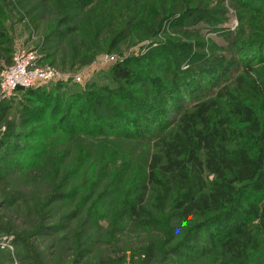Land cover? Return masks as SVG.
<instances>
[{
	"label": "rangeland",
	"instance_id": "obj_1",
	"mask_svg": "<svg viewBox=\"0 0 264 264\" xmlns=\"http://www.w3.org/2000/svg\"><path fill=\"white\" fill-rule=\"evenodd\" d=\"M142 13L145 28L109 47L113 25L129 27ZM0 38V58L35 52L42 66L82 77L9 100L0 89V264H264V0H0ZM128 58L134 79L115 83L111 67ZM74 93L99 96L89 102L90 118L113 104L136 120L117 121L116 130L123 135L137 125V131L99 144L54 129L68 126L62 113H51L53 106L60 102L63 110ZM131 95L155 102L161 119L128 105ZM206 102L222 135L215 145L228 159L240 153L256 159L260 169L251 182L233 184L218 211L187 217L181 210L189 193L212 194L233 177L229 169L224 178L209 172L206 146L190 140L204 123L186 129L182 121ZM92 124L89 119L86 130ZM171 143L181 160L195 151L202 186L193 184L191 162L178 185L168 184L159 169L162 184L147 185L143 216L132 218L140 177L151 156L167 162ZM94 208L96 222L87 214ZM228 238L241 241L245 258L221 249L220 240ZM150 245L151 260L141 253Z\"/></svg>",
	"mask_w": 264,
	"mask_h": 264
},
{
	"label": "trees",
	"instance_id": "obj_2",
	"mask_svg": "<svg viewBox=\"0 0 264 264\" xmlns=\"http://www.w3.org/2000/svg\"><path fill=\"white\" fill-rule=\"evenodd\" d=\"M92 1H97V0H92ZM106 17H107L106 15H103V18H106ZM135 18L136 16H134L132 19L134 20ZM144 18L145 16L143 17V13H142L141 18H139L136 22L134 21L135 23L133 22L132 25L129 27H126V26L123 27L122 24L121 26L113 25L112 30L107 32V34L109 35V41L107 42L109 47L114 46L115 40L123 37L125 33L130 34L132 33L133 29L143 30L147 24L146 23L147 20H145ZM0 41H1V38H0ZM166 48L169 49L168 52L175 51L173 46H171L170 44L166 45ZM157 50L159 49H155L151 51L150 54L153 55V53L156 52ZM160 51H158L157 53H160ZM12 58H13V53L8 52L6 54H2L0 58V70L3 67L11 64ZM73 59H78V55L73 56ZM132 59L133 58H128L126 60L125 59L119 60L118 62L114 63V65L111 67V76H112L111 79L115 83L116 82L117 83H123V82L129 83L134 79V76L136 74L133 70L135 64ZM3 62L7 64L5 65L3 64ZM143 72L146 75L147 71L144 70ZM42 88H43L42 86L37 87V88L19 87L17 89V92L23 91L25 93H28L29 95L36 96L40 93H43L44 90H42ZM102 90L106 91V87H103ZM165 90L166 92L168 91L167 88ZM121 91L123 92V89H121ZM17 92L14 96L17 95ZM83 95L85 94L84 93L72 94L70 97L73 100L69 102V104L65 106L63 110H61L62 106L60 102L53 106L51 113L56 115V117L57 115H59V113H62L65 124L68 126V128L65 129L62 126L58 125V127H53L54 129L64 130L66 132H69L71 135L78 134V135L87 136L89 137L88 139H91V140L95 138V139H98L95 141H97V143L100 144L102 143L101 141L102 139L106 138V139L112 140L115 137H120L122 135L120 134L119 131L116 130L117 128H115L117 127V121L126 123L128 125L135 124L136 120L133 118H130L129 115L131 114H128L124 108L120 109L119 106H116L113 104H107V103H106V107H108L109 105V109L101 110L100 111L101 116L90 118L91 115L88 114V111L90 110L89 102L95 101L96 103V98L99 96H96L93 94L92 97L87 98V97H84ZM131 97L132 99L126 100L128 105L131 104V102L133 101L134 105L140 104V108L144 107V110L149 111V113L151 114V118L154 121L161 119L162 110H160L156 105H154L155 102L146 101L145 99H142L138 95H134V96L131 95ZM211 106H212V102H206L204 104L198 105V109L191 114H186L185 116H183L182 121L186 129H190V128L193 129L194 124H196L199 121L204 123L205 125L204 129L193 130L190 140L192 141V143L196 142L198 145L204 144L206 146L207 153H208L206 167L209 170V172L216 174L221 178H224L225 169H229L233 177L232 179H227L223 187L216 190V192L212 194L201 196V197H196L194 192L189 193V197L187 199V205L185 207L182 206V210H181L182 214L186 215L187 217L190 216L189 213L191 211H196V210L199 212L200 211L202 212L218 211L221 207L222 199L226 195L232 194L231 190H233V184H235L236 182H240V183L251 182L257 177L258 171L260 169L259 167L260 163L257 162L256 159H248L244 157L241 153L233 159H228L226 156L227 154L226 150L223 148V146L215 145V142L217 141L216 139L218 138V136H222V135L220 134L221 131L219 129L217 128L213 129V123H211V120L207 115ZM44 119H45L44 121H47L48 118L46 117ZM52 119H55V117L53 116ZM89 119H91L93 124L90 130H86L89 124ZM98 122H103L104 128H101L98 125ZM137 122H139L138 119H137ZM111 126H114V127L112 128ZM136 127H139V126L136 125ZM136 127L134 126L132 128L129 126L128 129L131 131H137ZM110 128H112V131L110 130ZM129 130L122 132L123 133L122 136H129L127 135V134H130ZM166 157H167V162L163 164L161 156L157 154L151 156L149 165L147 167L146 174L143 177H140L141 180L143 179L142 182H144V184H141L139 189L137 188V191L135 192V198L133 199L129 207L130 209L129 212L132 218L139 220L143 216L141 214V210L145 203V194L147 190V185L150 183L153 185L162 184L161 176L157 172L159 169H161V171L163 172V177L166 179L168 184L178 185L180 183H183L184 181L183 177H184L185 168H186L185 163L187 161L191 162L193 172L195 174L193 184L197 187L202 186L201 171L203 168V163L197 158V155L194 150H189L188 158L186 160H181L180 154L177 152L175 148V144L171 143V144H168L166 147ZM102 158L104 159L105 156L103 157L101 155L100 160H102ZM2 177L3 176H0V180L3 179ZM74 195H77V192H75ZM73 197L74 198H72V200L76 201L75 203L77 205L78 210L82 212L83 209H81V207L83 206V204L80 202H77L78 197H75V196ZM94 210L95 208L93 209L92 212L91 211L88 212L87 210L88 212L87 214H90V217L93 220L92 222L94 221L96 222V220L100 218L99 215L97 216V213L95 214L93 213ZM94 228H98L96 223H94ZM213 235L215 234L213 233ZM220 241H221L220 242L221 249L224 250L226 253H228L231 256V258H234V259L235 258L237 259L245 258V253H244L245 251H244L243 245L240 240L228 238L225 240L221 239ZM153 252H154L153 247L152 245H150L144 250H142L141 253L144 256H146L149 260H151V257L153 256ZM188 257L189 256L185 255V258H188Z\"/></svg>",
	"mask_w": 264,
	"mask_h": 264
},
{
	"label": "built area",
	"instance_id": "obj_3",
	"mask_svg": "<svg viewBox=\"0 0 264 264\" xmlns=\"http://www.w3.org/2000/svg\"><path fill=\"white\" fill-rule=\"evenodd\" d=\"M69 79L81 81L82 77L80 74L61 72L52 66H42L35 52H16L13 64L0 70L1 96L8 99L16 94L19 87L37 88L49 82Z\"/></svg>",
	"mask_w": 264,
	"mask_h": 264
}]
</instances>
